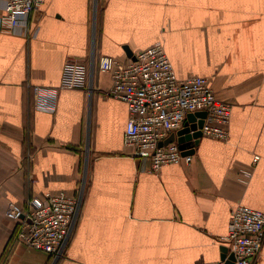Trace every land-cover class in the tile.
Here are the masks:
<instances>
[{"label": "crops", "instance_id": "crops-1", "mask_svg": "<svg viewBox=\"0 0 264 264\" xmlns=\"http://www.w3.org/2000/svg\"><path fill=\"white\" fill-rule=\"evenodd\" d=\"M29 26L0 31V258L18 228L9 202L75 193L85 179L65 256L18 242L7 264L222 260L232 208L264 211V0H45ZM156 42L180 78L209 77L232 106L227 139L202 135L191 163L158 171L124 144L128 106L106 94L112 77L99 68ZM45 90H56L53 111L37 107Z\"/></svg>", "mask_w": 264, "mask_h": 264}, {"label": "built area", "instance_id": "built-area-1", "mask_svg": "<svg viewBox=\"0 0 264 264\" xmlns=\"http://www.w3.org/2000/svg\"><path fill=\"white\" fill-rule=\"evenodd\" d=\"M44 2L0 0V31L29 36V19ZM99 68L112 77L106 94L128 106L124 144L133 155L149 157L152 170L193 161L194 155L184 154L177 141L160 145L184 128L189 113L206 112L202 135L216 139L229 137L231 104L218 97L209 77L194 74L180 78L161 42L139 50L128 59L104 55ZM71 72L72 69L68 76ZM66 85L71 86L72 82ZM42 89L34 88L36 94ZM45 91L51 94L50 100L43 103L38 100L37 107L53 111L56 90ZM258 158L255 156V161ZM252 173L251 169L242 170L241 180L248 182ZM84 187L85 179L75 193L47 191L33 195L24 205L9 202L5 215L18 222V241L53 256L55 261L65 256L85 198ZM225 240L235 256V264H255L264 246V211L243 204L232 208ZM208 264H226V260Z\"/></svg>", "mask_w": 264, "mask_h": 264}, {"label": "water", "instance_id": "water-1", "mask_svg": "<svg viewBox=\"0 0 264 264\" xmlns=\"http://www.w3.org/2000/svg\"><path fill=\"white\" fill-rule=\"evenodd\" d=\"M196 116L199 117V120H195ZM206 117V112H197L189 113L187 116V121L184 128L173 133L167 138L164 142H161L160 145L167 144L173 141H177L180 144L181 149H183L184 154L193 153L195 148H190L193 140H198L202 137L201 128ZM223 259L226 260V264H234L235 256L233 253H229L228 247L223 248Z\"/></svg>", "mask_w": 264, "mask_h": 264}, {"label": "trees", "instance_id": "trees-1", "mask_svg": "<svg viewBox=\"0 0 264 264\" xmlns=\"http://www.w3.org/2000/svg\"><path fill=\"white\" fill-rule=\"evenodd\" d=\"M18 238H17V231L14 232L9 244L6 247V250L2 254L0 258V264H7L8 260L10 259L16 244L18 243Z\"/></svg>", "mask_w": 264, "mask_h": 264}, {"label": "rangeland", "instance_id": "rangeland-1", "mask_svg": "<svg viewBox=\"0 0 264 264\" xmlns=\"http://www.w3.org/2000/svg\"><path fill=\"white\" fill-rule=\"evenodd\" d=\"M79 189H80V187H79ZM82 189V188H81ZM85 190H86V187H84V193H85Z\"/></svg>", "mask_w": 264, "mask_h": 264}]
</instances>
